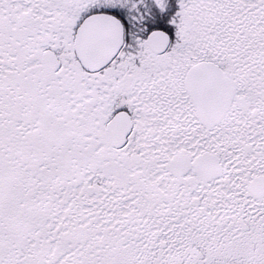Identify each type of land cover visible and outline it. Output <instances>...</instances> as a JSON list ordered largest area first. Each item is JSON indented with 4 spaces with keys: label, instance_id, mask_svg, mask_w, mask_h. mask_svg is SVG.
<instances>
[{
    "label": "snow or ice",
    "instance_id": "6c2138e0",
    "mask_svg": "<svg viewBox=\"0 0 264 264\" xmlns=\"http://www.w3.org/2000/svg\"><path fill=\"white\" fill-rule=\"evenodd\" d=\"M0 264H264V0H0Z\"/></svg>",
    "mask_w": 264,
    "mask_h": 264
}]
</instances>
